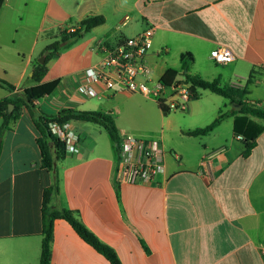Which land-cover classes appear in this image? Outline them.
I'll return each instance as SVG.
<instances>
[{
    "label": "crops",
    "instance_id": "crops-1",
    "mask_svg": "<svg viewBox=\"0 0 264 264\" xmlns=\"http://www.w3.org/2000/svg\"><path fill=\"white\" fill-rule=\"evenodd\" d=\"M88 17L105 23L48 63L44 83L59 81L4 133L0 157V264H40L43 195L58 177L56 203L75 213L121 264H264V132L248 157L234 132L246 119L235 101L197 90L184 111L165 113L152 99L126 91L85 98L82 72L103 59V48L154 28L147 56L154 82L170 71L248 91L242 103L264 109V0H5L0 12V101L33 87V67L60 31ZM229 48L234 61L219 65L211 52ZM191 60H182L183 54ZM187 68V70H184ZM181 76L179 75L177 79ZM209 94L204 95L203 94ZM241 104V103H237ZM243 107V106H242ZM15 108V107H14ZM65 109L113 115L117 152L108 132L71 121L84 156L71 153L43 167L37 121ZM14 110V109H13ZM223 121L209 134L187 133ZM3 124L0 118V129ZM158 141L164 171L149 184H117L125 138ZM51 264H110L63 219L54 222Z\"/></svg>",
    "mask_w": 264,
    "mask_h": 264
},
{
    "label": "trees",
    "instance_id": "trees-1",
    "mask_svg": "<svg viewBox=\"0 0 264 264\" xmlns=\"http://www.w3.org/2000/svg\"><path fill=\"white\" fill-rule=\"evenodd\" d=\"M5 3V0H0V12ZM105 23L103 17H88L81 21L73 32L68 30L60 31L57 40L47 46L42 56L45 57L44 64L35 62L33 67V76L31 79L35 82L33 87L27 88L22 93V98L14 97L9 99H3L0 101V118L3 120V124L0 129V157L3 145L4 133L10 128L11 124L15 123L19 116L22 106H26L29 109L32 108L34 103L45 96L50 95L59 85V81H53L44 83L43 80L48 72V63L51 59L55 58L60 51L68 49L83 39L86 34L92 31L94 28L101 26ZM182 60H191V55L186 53L182 55ZM187 70V68H184ZM185 77V79L191 84L192 90L197 98L196 91L204 90L213 94L221 96L225 99L241 103L242 109L240 113L257 118L264 123V109H257L255 105L242 103L241 97L249 94L248 91L236 90L230 87L223 86L219 79L213 81L205 80L199 76L188 74L183 71L181 73L170 70L162 79V82L169 86L178 76ZM0 87L13 91L15 87L8 82L0 79ZM13 105L15 108L12 112H9V105ZM165 112V111H164ZM167 113V112H165ZM225 118V114L219 115L210 125L202 129H197L187 134L190 136H204L211 133ZM71 121H80L94 123L102 126L108 132L113 143L116 146L117 152H120L121 138L119 130L117 128L115 119L110 113L101 111H77L73 109H65L57 115H42L37 121V127L42 135L39 140V145L42 151V164L43 167L55 171V162L63 158L67 151L63 143L59 142L50 132L49 123H67ZM234 132L238 136H242L245 141V150L243 152L244 157H248L254 147L256 146L257 138L264 132V124H259L253 120L246 119V123L243 126L234 125ZM59 196V183L58 177L55 173V180L52 186L46 188L43 195V240L41 248L40 264H51V241L53 237L54 222L57 219H63L67 221L75 232L90 246H92L97 252L102 254L110 264H121L116 253L101 243L97 237L91 233L86 226L79 221L74 212L59 206L56 203V198Z\"/></svg>",
    "mask_w": 264,
    "mask_h": 264
},
{
    "label": "built area",
    "instance_id": "built-area-1",
    "mask_svg": "<svg viewBox=\"0 0 264 264\" xmlns=\"http://www.w3.org/2000/svg\"><path fill=\"white\" fill-rule=\"evenodd\" d=\"M74 30L70 29L71 32ZM154 34V28H148L115 46L104 47L103 59L82 72L79 93L85 98H98L108 91H126L152 99L167 113L184 111L195 98L185 77L181 76L169 86L151 78L147 56L153 48ZM211 58L219 65L229 64L235 59L232 51L225 46L214 49ZM49 130L65 145L67 153L84 156L81 138L69 122H51ZM122 151L136 152L137 156L120 160L115 172L117 184H149L164 171V152L158 141L127 137Z\"/></svg>",
    "mask_w": 264,
    "mask_h": 264
},
{
    "label": "water",
    "instance_id": "water-1",
    "mask_svg": "<svg viewBox=\"0 0 264 264\" xmlns=\"http://www.w3.org/2000/svg\"><path fill=\"white\" fill-rule=\"evenodd\" d=\"M44 62H45V57H42V58L39 59V61H38V63H40V64H44ZM32 75H33V73H31V76H32ZM13 109H14V106H13L12 104L9 105V112H12ZM233 109H234L235 111H240V110L242 109V105L237 104V103H234V104H233ZM55 166H56V164H55Z\"/></svg>",
    "mask_w": 264,
    "mask_h": 264
},
{
    "label": "rangeland",
    "instance_id": "rangeland-1",
    "mask_svg": "<svg viewBox=\"0 0 264 264\" xmlns=\"http://www.w3.org/2000/svg\"><path fill=\"white\" fill-rule=\"evenodd\" d=\"M42 57H44V56H41L40 58H38L37 61H39V59H41ZM204 95H209V94H205V93H204L203 96H204Z\"/></svg>",
    "mask_w": 264,
    "mask_h": 264
}]
</instances>
